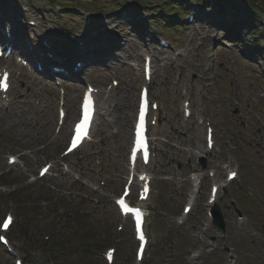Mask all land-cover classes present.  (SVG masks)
Instances as JSON below:
<instances>
[{
    "label": "rangeland",
    "instance_id": "obj_1",
    "mask_svg": "<svg viewBox=\"0 0 264 264\" xmlns=\"http://www.w3.org/2000/svg\"><path fill=\"white\" fill-rule=\"evenodd\" d=\"M131 1L134 8H140L138 14L121 11L123 3ZM147 1L152 5L163 0H0L5 20L15 29L22 27L20 36L36 38L39 53L45 51L44 39L53 45L55 55L75 50L83 40V47L96 51L99 59L84 71L95 68L96 75L99 70L108 71L98 82L102 87L110 86L112 79L119 81L103 95V103L108 95L112 98L99 110L91 142L63 160L61 152L77 105L76 114L58 127L59 90L51 79L29 72L12 82L9 93L15 103L0 109V186L5 190L0 192V220L7 208L15 210L17 220L8 234L24 264H106L103 250L113 244V238L118 240L113 264H264V0H205L201 7L188 0L183 11H194L200 21L188 23L185 16L181 27L159 24L158 12L152 20ZM29 19L43 24L28 27ZM224 20L220 27L218 22ZM153 34L168 39L170 46L156 53V43L149 40ZM119 40L125 43L107 50ZM150 51L157 55L151 92L160 105V121L152 132L159 165L152 170L153 189L146 203L150 242L144 262L136 263L130 225L116 229L121 220L113 197L124 181L142 83L141 71L136 77L133 67L140 66ZM75 74L76 80L96 83L84 72ZM79 81L69 84L79 86ZM46 84L54 87L56 100L50 122L46 111L39 109L43 105L40 95L50 98ZM129 92L132 106L126 115H119L116 103ZM186 98L193 111L188 121L182 119L180 110ZM196 115L209 118L215 127V147L206 155L203 171L214 169L221 179L222 161L239 168L238 179L217 200L226 224L224 233L208 222L203 207L210 184L207 177L192 212L186 217L181 213L189 173L202 169L194 159V151L205 148L204 126L197 123ZM42 119L49 126H42ZM8 155L19 156L20 162L8 166ZM48 160H53L55 170L37 179L38 168ZM61 167L68 173H60ZM230 200L246 215L242 224ZM61 202L67 211L66 228L60 216H55ZM177 220L183 223L178 225ZM76 223L82 228L80 234L75 233ZM19 226L26 230H18ZM48 232L50 238L43 239ZM86 239L92 241L87 244ZM223 247L236 253L235 262L228 261ZM191 253L196 257L191 258ZM0 264H13L1 246Z\"/></svg>",
    "mask_w": 264,
    "mask_h": 264
},
{
    "label": "bare ground",
    "instance_id": "obj_2",
    "mask_svg": "<svg viewBox=\"0 0 264 264\" xmlns=\"http://www.w3.org/2000/svg\"><path fill=\"white\" fill-rule=\"evenodd\" d=\"M7 63H8V58L7 59H3V61L0 63V67H6V68H8L7 67ZM12 64H13V66L17 70H19V69L21 70L22 69L21 66H20V64L15 63V62L12 63ZM97 71L98 70H96L94 68V70H92L90 72L89 71H86L84 74L87 75L90 79H92L94 81L101 82L108 75L107 74L108 71H106V70L105 71L104 70H99L100 72L96 75V72ZM16 80L19 81L20 78L19 79L16 78ZM9 81L11 82V76H10V80ZM42 86H43V82H42ZM44 89H45V92H49L50 93V98L49 97H46L44 95L43 96L40 95V100H41L40 101V104H43V105H41L39 107V109H40L41 112H45L46 111V114H47L46 120L48 122H50L51 121V116H52V111H53V106H54V104L56 102V100L54 98L55 97V93L52 92L54 90V87L53 86H47V84H46V86H44ZM49 90H51V91H49ZM67 90L68 91L66 93V97H65V100H64L65 106L67 108L65 110V113H66L65 114V117H66V115H67V117H69V116H71V114H74V112H75L76 105H77V93H78L79 88L76 85L75 86L71 85L69 88H67ZM128 91H131V89L128 90ZM129 93H131V94H129L127 97H125L122 94L121 97L118 99V102L116 103V105H117L116 107H117V109H119V112H118L119 115H120V113H123V112L126 115L127 108H129V106H132V104L130 102L131 101L130 96L132 95V92H129ZM37 94H39V93H37ZM2 102H3V100L0 98V105H2ZM46 102H48L49 104L47 105V107H44V105H45ZM10 104H12V103H10ZM102 109H105V106H103ZM127 116L129 117V115H127ZM43 121H45V119H42V122H41V125L42 126H44V127L45 126H49V123L48 122L43 123ZM100 132H103V131L100 130Z\"/></svg>",
    "mask_w": 264,
    "mask_h": 264
},
{
    "label": "snow or ice",
    "instance_id": "obj_3",
    "mask_svg": "<svg viewBox=\"0 0 264 264\" xmlns=\"http://www.w3.org/2000/svg\"><path fill=\"white\" fill-rule=\"evenodd\" d=\"M7 87H8V84H7V73H4V74L0 75V91H5L7 89ZM83 109H84L83 120L76 127V132H77L76 140L80 139V134H81L82 130L85 129L88 126V123H89L90 101H89V99L87 97L85 98ZM140 119H141V127H142V125H143V113H141V118ZM137 143L140 144L141 146H143V138L141 137L137 141ZM74 146H75V142H74ZM233 175H235V174L233 173ZM120 203L123 205V201H120ZM129 211H135V210L129 209ZM136 215H137V217H139V213L138 212H136ZM10 219L11 218H9V221L5 222V224L3 225L4 228L8 227V223L10 222Z\"/></svg>",
    "mask_w": 264,
    "mask_h": 264
},
{
    "label": "water",
    "instance_id": "obj_4",
    "mask_svg": "<svg viewBox=\"0 0 264 264\" xmlns=\"http://www.w3.org/2000/svg\"><path fill=\"white\" fill-rule=\"evenodd\" d=\"M216 215H217V217H218V221H217V223H218L219 225H221V227H223V223H222V220H221V215H220V213H219L218 210H216Z\"/></svg>",
    "mask_w": 264,
    "mask_h": 264
},
{
    "label": "trees",
    "instance_id": "obj_5",
    "mask_svg": "<svg viewBox=\"0 0 264 264\" xmlns=\"http://www.w3.org/2000/svg\"><path fill=\"white\" fill-rule=\"evenodd\" d=\"M177 3V0H168L167 1V4H169L170 5V7L171 6H173V5H175ZM165 8H166V5H163ZM168 6V5H167Z\"/></svg>",
    "mask_w": 264,
    "mask_h": 264
}]
</instances>
